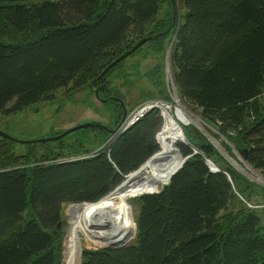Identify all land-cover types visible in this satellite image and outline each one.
Listing matches in <instances>:
<instances>
[{"label":"trees","instance_id":"1","mask_svg":"<svg viewBox=\"0 0 264 264\" xmlns=\"http://www.w3.org/2000/svg\"><path fill=\"white\" fill-rule=\"evenodd\" d=\"M166 3L159 18V0H0V116L52 102L59 90L89 88L102 100L113 93L123 105L109 79L128 58L101 75L145 38L152 40L130 56L145 48L142 58L155 62L143 75L142 101H166L163 57L175 36L170 65L180 102L264 176V0H180V16ZM108 103V124L71 146L65 137L42 154L43 145L17 154L0 138V264H61L63 207L97 203L158 153L163 121L151 112L93 155L123 115ZM181 130L189 147H176L187 159L157 194L137 198L134 241L83 250L80 264H264V211L246 206L264 204V188L193 127ZM63 149L78 160L63 161Z\"/></svg>","mask_w":264,"mask_h":264},{"label":"rangeland","instance_id":"2","mask_svg":"<svg viewBox=\"0 0 264 264\" xmlns=\"http://www.w3.org/2000/svg\"><path fill=\"white\" fill-rule=\"evenodd\" d=\"M159 1L162 4V10L159 14V18H161L164 12L166 11V9H168L167 8L168 6L166 0H159ZM174 7L176 12L179 14V16L182 15L180 0H174ZM174 39L175 36L171 38L170 44L171 43L173 44ZM144 50L145 48H143V50L133 55L132 57H129L124 62V66L121 70L123 71L122 74L119 73L118 71H115L113 74H111V77L109 79L112 83V86L118 87L120 91L119 93L123 100V106L125 108L126 114H128L131 110H133L140 103H142L143 102L142 100L147 96L146 91H148V84L145 78L143 77V75L151 67L155 66V62L153 61V58H151V56L148 57L147 59L142 58ZM165 55L163 57V75L165 82L166 101L164 102H167L172 105L171 112H169L171 115L176 113L177 110H180L179 112H181L182 109L183 116L187 120V123H183L185 126L180 125L179 126L180 130L181 127H189V126L193 127L195 130H197L199 133H201L203 136L207 138L208 142L213 146V148L218 153L220 152L221 154H223L222 157L228 162L229 166H231L244 178L249 177L247 179L252 183H254L255 185L264 188V183L254 178L256 175H260L262 176V178H264L261 172L258 170H253L248 165H246L243 162L242 156L238 152H236L231 145L227 144L223 136L219 135L217 131H215L214 129L210 128L207 124H205L192 110H190L185 105H183L180 102L178 95H177L178 106L174 103L173 99L170 97V91L168 89V82L166 78L168 76L169 77L168 81L172 82L174 86V79L170 65V54L168 59L169 71H167V73L165 72L166 71ZM136 73H138V75H135ZM109 99H116V97L112 93ZM112 108H113L112 104H109L108 102L107 103L100 102L99 99H97L96 96L94 95L93 90L89 88L83 89L77 93H72V94L71 93L69 94L63 90H59L54 94V100L52 102L40 103L15 114H11L8 116H0V133L19 142L46 141L55 138L68 130L77 128L85 124L106 126L108 124L107 111H110V109ZM167 117H168L167 113H164L162 116L163 126L160 132L158 133V135L156 136V143L158 145L159 151H160V146L157 142L158 136L160 135V133H162V131L165 128V122ZM192 120L197 121V124L192 122ZM208 131H210V133ZM181 134H182L181 135L182 141H184V144L182 141L174 142V147L178 153V157L180 161L181 158L183 157H181V155L179 154L178 152L179 150L176 147V144L189 147L184 138L182 130H181ZM92 136H93V129L91 128L79 130L68 135L67 138L64 140V144L66 146L68 145L71 146L74 145L73 144L74 142L77 143L78 141H82L85 138L87 139L88 137L91 138ZM55 143L56 142H46L44 144H37V145H43V148H37L39 154H42L44 149H48V150L52 149ZM103 145L99 146L96 149V151L102 148ZM15 147H16V153L20 154L26 151V149H29L30 145L15 144ZM84 148L93 149L94 146H89L87 143H85ZM226 148L230 149L229 150L230 153L227 152ZM60 153L63 154V156L65 157L63 161H69V160L71 161L78 158V157H74V158L68 157L69 154L67 149L61 150ZM158 153H156L155 155H157ZM240 162L244 163L241 169L237 167V165L240 164ZM113 193L114 191L112 192V194ZM137 198H132V199L129 198L127 200H124L125 204L128 205L130 208L129 210H130L131 225L129 221H127V224L130 227L129 232L127 234H117V235L115 234L106 237L93 236L87 233L85 231V226L81 221L82 213H80L77 219L70 218L71 209L73 207L90 206L92 204L68 205L63 207L62 223H63L64 239H63L61 264H77L76 261L77 256L79 252L80 251L82 252L83 250L106 249L109 248L110 246H114V245L119 246L123 244H125V246L130 245L134 241L135 232H136L134 221L138 216V202L136 201ZM258 200L263 202L264 198L259 195ZM260 215L262 218L261 223L264 226V218H263L264 216H262L264 215V213ZM81 252H80V257H81ZM78 264H80V258Z\"/></svg>","mask_w":264,"mask_h":264},{"label":"bare ground","instance_id":"3","mask_svg":"<svg viewBox=\"0 0 264 264\" xmlns=\"http://www.w3.org/2000/svg\"><path fill=\"white\" fill-rule=\"evenodd\" d=\"M167 71H169V66H166L165 72L167 73ZM179 111L177 110L172 115L167 112L166 122L164 120L165 128L158 136L157 142L160 151L157 155L134 174H131L127 182L118 187L113 194H109L90 206H75L71 209V219H77L82 213L81 221L87 233L104 237L127 234L130 230L127 221L131 225L130 208L124 200L157 193L168 184L170 178L180 169L182 158L180 161L174 142L182 141L179 126H185L183 123H187V120L183 116L182 109V113ZM192 122L197 124V121L192 120ZM182 142L184 143V141ZM80 252L76 259L77 262Z\"/></svg>","mask_w":264,"mask_h":264},{"label":"built area","instance_id":"4","mask_svg":"<svg viewBox=\"0 0 264 264\" xmlns=\"http://www.w3.org/2000/svg\"><path fill=\"white\" fill-rule=\"evenodd\" d=\"M166 78L168 82V89L170 91V97L173 99L174 103L178 106L177 92H175L176 89L174 88L173 83L168 81L169 77L167 76ZM171 106H172L171 104L161 101V100H149V101L140 103L137 107L131 110L128 114H126L124 121L115 129L116 130L115 134L112 135L109 138V140L104 143L102 148L95 151L93 155L108 151L111 145L121 135H123L127 130H129L130 128L135 126L137 123H139L141 120H143L151 112H158L160 117L162 118L164 113L171 112V109H172ZM79 159H82V158H79ZM75 160H78V159H75ZM254 178L264 183V178H262V176L256 175ZM228 181L230 182L229 178H228ZM246 206L247 208L251 210L264 211V204L253 205L251 203H246Z\"/></svg>","mask_w":264,"mask_h":264},{"label":"water","instance_id":"5","mask_svg":"<svg viewBox=\"0 0 264 264\" xmlns=\"http://www.w3.org/2000/svg\"><path fill=\"white\" fill-rule=\"evenodd\" d=\"M171 1V5H172V9H173V12H174V9H175V7H174V0H170ZM175 18V16H174V14H173V16H172V19H174ZM152 39H150V38H145V39H143V40H141L140 42H138L132 49H130L128 52H126L125 54H123L121 57H119L116 61H114L106 70H105V72L101 75L102 77H104V75H105V73L108 71V70H110V69H112L114 66H116L117 64H119L120 62H122V61H124V60H126L127 58H129L132 54H134L139 48H141L142 46H144L147 42H149V41H151ZM171 46H172V43L170 44V46L168 47V49H167V51H166V55H165V66H167L168 67V59H169V54H170V50H171ZM94 95L96 96V98L97 99H99V101L100 102H102V103H107L108 101H110V100H113V101H116L117 103H119L121 106H122V108H123V115H122V118H121V121H120V123H119V125L124 121V119H125V116H126V112H125V108H124V106L122 105V102L120 101V100H118V99H109V100H102V99H100L99 98V96H98V91H94ZM118 125V126H119ZM92 127H97V125H90V124H85V125H82V126H79V127H77V128H74V129H71V130H68V131H66V132H64L63 134H61V135H59V136H57V137H55V138H52V139H49V140H46V141H34V142H19V141H16V140H13V139H11V138H9V137H7L6 135H4V134H2V133H0V138H2V139H5V140H8V141H10V142H12V143H15V144H20V145H37V144H44V143H46V142H57V141H59V140H62L63 138H65V137H67L68 135H70V134H72V133H74V132H76V131H79V130H83V129H88V128H92ZM115 132H116V130H113V131H110L109 132V134L112 136V135H114L115 134ZM184 144V143H183ZM220 153V152H219ZM194 154H196V153H194ZM220 155L221 156H223V154H221L220 153ZM241 156H242V158H243V162L245 163V152L244 153H241ZM186 159L187 158H182V166H183V164L185 163V161H186ZM150 160V159H149ZM148 160V161H149ZM244 163H242V162H240V164H236L237 165V167H239V169H241L243 166L242 165H244ZM205 164H206V166L210 169V171L211 172H218V170L209 162V161H205ZM181 166V167H182ZM181 167H180V169H181ZM131 175V174H130ZM129 175V176H130ZM128 176V177H129ZM247 177V176H246ZM247 178H249V177H247ZM251 179V178H250ZM127 180H128V178L126 177V180L122 183V185L124 184V183H126L127 182ZM158 193V192H157ZM157 193H155V194H157ZM148 195H153V194H148ZM80 205H85V204H80ZM125 246V244L124 245H121V246H110L109 248H122V247H124Z\"/></svg>","mask_w":264,"mask_h":264}]
</instances>
